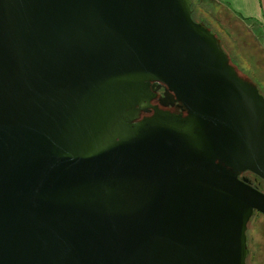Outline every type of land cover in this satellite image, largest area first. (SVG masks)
<instances>
[{
	"label": "water",
	"instance_id": "water-1",
	"mask_svg": "<svg viewBox=\"0 0 264 264\" xmlns=\"http://www.w3.org/2000/svg\"><path fill=\"white\" fill-rule=\"evenodd\" d=\"M192 3L0 0V264H248L264 94Z\"/></svg>",
	"mask_w": 264,
	"mask_h": 264
},
{
	"label": "rangeland",
	"instance_id": "rangeland-1",
	"mask_svg": "<svg viewBox=\"0 0 264 264\" xmlns=\"http://www.w3.org/2000/svg\"><path fill=\"white\" fill-rule=\"evenodd\" d=\"M197 0H193L194 19L200 21L215 32L220 40L222 48L229 55L231 63L245 76L252 79L258 86L260 92L264 94V67L261 66L260 57L264 53L260 48V31H256L255 25L250 21L239 20L217 13L218 6L214 3H202V9L196 5ZM210 12H216L215 19L219 18V24L214 21ZM222 25L229 28L230 32ZM227 25V26H226ZM260 56V57H259ZM247 235L249 237V247L251 249L248 264H264V215H254L249 222Z\"/></svg>",
	"mask_w": 264,
	"mask_h": 264
},
{
	"label": "crops",
	"instance_id": "crops-1",
	"mask_svg": "<svg viewBox=\"0 0 264 264\" xmlns=\"http://www.w3.org/2000/svg\"><path fill=\"white\" fill-rule=\"evenodd\" d=\"M222 6L242 20L250 21L260 31V45L264 50V0H204Z\"/></svg>",
	"mask_w": 264,
	"mask_h": 264
},
{
	"label": "flooded vegetation",
	"instance_id": "flooded-vegetation-1",
	"mask_svg": "<svg viewBox=\"0 0 264 264\" xmlns=\"http://www.w3.org/2000/svg\"><path fill=\"white\" fill-rule=\"evenodd\" d=\"M156 96L151 100L152 104H157L159 107L166 109V110H170L171 112H179L180 108L177 106V102H174L173 104H168V105H164L163 103L166 102L168 103V99L163 97V92H164V86L161 85L156 91ZM149 114V113H146ZM241 176H245L248 178L249 182L256 187L258 190L264 192V179L259 177L258 175L250 172V171H244L242 172ZM261 214L264 215L260 212L256 211V214ZM250 248V247H249ZM250 253H251V249L249 252L248 257H250Z\"/></svg>",
	"mask_w": 264,
	"mask_h": 264
},
{
	"label": "trees",
	"instance_id": "trees-1",
	"mask_svg": "<svg viewBox=\"0 0 264 264\" xmlns=\"http://www.w3.org/2000/svg\"><path fill=\"white\" fill-rule=\"evenodd\" d=\"M204 2H206V1H204V0H197V3H196V5L198 6L199 5V7L202 9V3H204ZM192 9H193V14H194V10H196V9H198V8H196L195 6H193V3H192ZM223 12H227L228 14H229V17L231 16H233L232 18H230V20L231 21H233V18H234V20L237 18V19H239V20H241V18H239L238 16H235L233 13H231L229 10H227V9H225V8H223L222 6H219V8H218V10H217V13H220V14H222L223 16H225V13H223ZM212 15V18L215 16V14H216V12H210ZM194 17V16H193ZM214 21H216V23H218L219 24V18H217V19H215V17H214ZM227 26V25H226ZM228 27V26H227ZM227 27H225V26H223L222 25V28L223 29H227L229 32H230V29L229 28H227ZM261 46V45H260ZM258 49H260L263 53H264V50L262 49V47H258ZM264 56V55H263ZM260 57V56H259ZM260 59H261V68L263 69V67H264V57H260Z\"/></svg>",
	"mask_w": 264,
	"mask_h": 264
}]
</instances>
